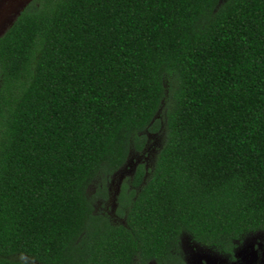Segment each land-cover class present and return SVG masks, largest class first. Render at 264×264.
<instances>
[{
	"label": "trees",
	"instance_id": "trees-1",
	"mask_svg": "<svg viewBox=\"0 0 264 264\" xmlns=\"http://www.w3.org/2000/svg\"><path fill=\"white\" fill-rule=\"evenodd\" d=\"M257 232L264 0L24 8L0 36V264H188L184 235L232 255Z\"/></svg>",
	"mask_w": 264,
	"mask_h": 264
},
{
	"label": "rangeland",
	"instance_id": "rangeland-1",
	"mask_svg": "<svg viewBox=\"0 0 264 264\" xmlns=\"http://www.w3.org/2000/svg\"><path fill=\"white\" fill-rule=\"evenodd\" d=\"M149 138L150 141L146 148L140 153H132L126 165L110 178V182L107 184L108 189H110L109 199L107 202L97 201V208L105 210L114 217V210L117 206L116 196L121 182L132 175L137 161L150 163L157 148L162 143L161 134L150 135ZM94 187H90L89 190L93 191ZM102 203L103 206H101ZM181 250L188 264H264V233H253L244 238L232 255L200 246L185 235L181 240Z\"/></svg>",
	"mask_w": 264,
	"mask_h": 264
},
{
	"label": "flooded vegetation",
	"instance_id": "flooded-vegetation-1",
	"mask_svg": "<svg viewBox=\"0 0 264 264\" xmlns=\"http://www.w3.org/2000/svg\"><path fill=\"white\" fill-rule=\"evenodd\" d=\"M33 0H0V36Z\"/></svg>",
	"mask_w": 264,
	"mask_h": 264
}]
</instances>
